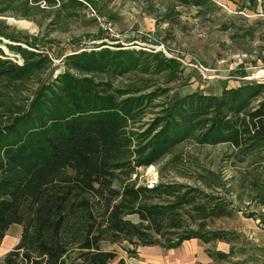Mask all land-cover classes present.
Returning a JSON list of instances; mask_svg holds the SVG:
<instances>
[{
    "label": "trees",
    "instance_id": "16d2710c",
    "mask_svg": "<svg viewBox=\"0 0 264 264\" xmlns=\"http://www.w3.org/2000/svg\"><path fill=\"white\" fill-rule=\"evenodd\" d=\"M179 1L198 7L208 3ZM0 38L10 42L4 44L8 51L25 59L19 67L0 48V78L23 80L48 61L38 49L23 48L21 44L30 45L25 40L4 32ZM115 48L95 46L66 56L67 69L85 77L61 72L54 82L41 84L27 107L0 122V242L10 225L22 223L24 203L30 215L0 264H124L116 249L103 244L128 241L172 248L194 237L226 240V231H204L201 223L186 229V218L201 222L227 214L224 205H209L203 191L177 183H129L118 189L115 172L129 169L131 162L149 166L187 137L229 142L243 152L264 149V82L171 101L143 145L130 151L128 121L142 97L120 100L130 92L93 77L117 78L136 70L145 52ZM169 65L157 63L155 68L165 71ZM130 215L138 221L128 219Z\"/></svg>",
    "mask_w": 264,
    "mask_h": 264
},
{
    "label": "rangeland",
    "instance_id": "374dc122",
    "mask_svg": "<svg viewBox=\"0 0 264 264\" xmlns=\"http://www.w3.org/2000/svg\"><path fill=\"white\" fill-rule=\"evenodd\" d=\"M54 1L4 0L0 4V32L27 41L30 45L21 44L23 48L38 49L48 60L23 80L0 78V122L27 107L41 84L54 82L61 72L85 77L68 70L64 60L76 50L95 46L145 52L136 70L117 78L93 77L96 82L111 83L117 91L130 92L120 100L142 97V105L134 108L128 121L130 151L143 145L171 101L192 94L219 95L224 89L264 82V0H208L203 7L179 0ZM1 40L0 48L8 59L19 67L25 65L20 54L7 50L4 44L10 42ZM157 63L170 67L158 71ZM262 155L264 149L243 152L229 142L187 137L149 166L131 162L129 169L116 170L113 184L118 189L129 183L198 188L208 195L209 205L220 203L227 214L206 216L201 222L185 216L186 229H197L201 223L204 231H226V240L219 241L227 244L229 264H264ZM26 207L24 203L21 208L22 223L10 225L0 242V262L29 220ZM128 219L137 222L138 216ZM135 246L128 241L103 244L116 249L118 256L129 255L126 249Z\"/></svg>",
    "mask_w": 264,
    "mask_h": 264
},
{
    "label": "crops",
    "instance_id": "0c3cea01",
    "mask_svg": "<svg viewBox=\"0 0 264 264\" xmlns=\"http://www.w3.org/2000/svg\"><path fill=\"white\" fill-rule=\"evenodd\" d=\"M223 241H204L194 237L166 248L159 245H138L134 253L119 255L124 264H229V251Z\"/></svg>",
    "mask_w": 264,
    "mask_h": 264
}]
</instances>
